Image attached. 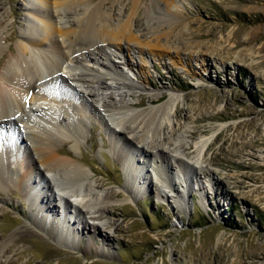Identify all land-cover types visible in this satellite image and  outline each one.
Listing matches in <instances>:
<instances>
[{
    "label": "rangeland",
    "instance_id": "rangeland-1",
    "mask_svg": "<svg viewBox=\"0 0 264 264\" xmlns=\"http://www.w3.org/2000/svg\"><path fill=\"white\" fill-rule=\"evenodd\" d=\"M27 1L0 0V64L13 59L11 49L17 51L25 44L22 36L33 33L30 23L43 24L28 10L37 7ZM151 1L140 0L136 13L140 27ZM157 1L162 5L166 0ZM177 2L179 25L171 33L170 43L179 48L178 58L172 62L150 55L145 58L134 50L126 56L134 66L131 72L114 59L117 51L109 50L123 76L137 87L133 95L125 88L110 92L126 94V101L137 106L132 112L155 108L170 93L178 95V135L185 141L177 142L212 137L201 163L194 164L196 152L190 146L183 159L195 166L175 175L176 167L171 164L172 188L158 183L153 174L152 183L144 179L147 162L139 178L135 172L139 165L120 156L124 139L118 135L119 128L84 96L93 108L88 106L79 115L81 128L74 133L76 140L68 139L58 148L89 173L99 191L116 192L105 221L114 222L118 230L115 226L107 229L103 222L102 233L111 240L103 244L99 234L72 224L73 218L70 227L58 223L63 216L58 209L49 213L43 224L37 192L45 191L44 184L28 192L0 184V248L10 246L0 255L3 264H264V0ZM129 6V0L107 4L116 13ZM251 47L261 52L255 60L241 52ZM163 52L177 51L166 48ZM180 60L188 66H181ZM202 60L212 65L211 78L206 81L200 79L201 74L206 75ZM104 81L112 83L108 76ZM75 88L80 94L83 91ZM151 93H162L165 99L151 105ZM55 95L63 97L64 93ZM75 99L72 103L84 106L82 98ZM140 101L142 105L137 104ZM65 106L74 128L73 110ZM220 125L224 128L216 130ZM13 139H8L11 152L16 146ZM167 145L166 151L172 148ZM131 148L139 149V145L132 143ZM183 175H188V182ZM133 179L138 186L135 190ZM196 180L205 186L204 194L198 191ZM157 190L164 191L166 197L160 199ZM50 199L59 198L53 194ZM64 210L76 216L72 208ZM66 235L71 243L65 245L62 238Z\"/></svg>",
    "mask_w": 264,
    "mask_h": 264
},
{
    "label": "bare ground",
    "instance_id": "bare-ground-1",
    "mask_svg": "<svg viewBox=\"0 0 264 264\" xmlns=\"http://www.w3.org/2000/svg\"><path fill=\"white\" fill-rule=\"evenodd\" d=\"M116 1L101 0L94 4L93 0H28L30 6L37 7L34 8L36 10L32 7L28 10L34 12L43 24L30 23L33 33L28 31L22 36L25 44L17 51L11 49L13 59L0 64V184L14 185L20 192H28L29 188L33 191L44 184L45 191L41 189L37 192L41 205L40 221L45 224L49 213H56L58 209L63 215L62 220H57L58 223L68 226L73 218L72 224L80 226L81 231L99 234L103 244L111 240L110 236L102 233V223L106 222L104 226L107 229L114 228V222L105 220L111 214L112 199L118 195L112 190L99 191V186L90 181L89 173L58 148L68 139L76 140L74 133L78 134L81 128L79 115L84 108H93L84 96L107 113L114 126L119 128L118 135L124 139L122 143L117 140L124 146L120 156L139 165L135 166L139 178L143 177L147 162L144 179H149L150 183L153 174L158 183L172 188L171 164L176 167L175 175L194 168V164L201 163L212 138L178 143L183 139L185 141V138L181 140L183 135H178L179 97L174 93H170L169 98L155 108L132 112L130 110L137 106L126 101V94L110 92L125 88L133 95L137 87L123 76L119 65L112 61L109 50L117 51L114 59H118L119 64L131 72L134 66L126 56L134 50L145 58L150 55L158 60L167 58L171 62L180 55L179 48L170 43L173 37L171 33L179 25L176 20L180 8L177 0H166L162 5L157 0L151 1L144 13L143 27H140V20L136 16L140 0H129V8L117 13L115 9L107 7L108 3ZM39 6L46 8V11L38 10L41 9ZM166 48L177 52H163ZM258 49L251 47L241 52H246L251 60H255L261 55ZM180 62L181 66H188ZM201 63L206 75L201 74L200 79L206 81L211 78L212 65L204 60ZM107 76L112 81L110 85L104 81ZM121 76L123 79H120ZM75 86L83 89L81 94ZM59 91L64 93L63 97L55 95ZM75 98H82L84 106L72 103ZM164 99L162 93H151L149 103L158 104ZM141 101L137 104L142 105ZM65 105L73 110L72 117L77 120L74 128ZM223 128L224 125H220L216 130ZM188 133L191 136L190 130ZM10 137L14 138L16 145L13 152L9 149ZM132 143L139 145V149L131 148ZM167 144L172 146L168 151L165 150ZM190 146L196 152L195 162L191 166L183 159ZM90 173L93 174V171ZM183 177L188 182V175ZM134 183L135 179L131 180L135 190L138 186ZM195 183L198 191L204 194L205 186L198 180ZM176 193L183 200V195ZM53 194L59 199L52 201L50 196ZM157 194L160 199L166 197L164 191L157 190ZM66 207L72 208L76 216L65 211ZM80 216L92 223L82 221ZM115 229L118 230V226ZM22 239L17 237V240ZM62 240L65 245L66 242L71 243L67 235ZM8 250L9 245L1 247L0 255ZM0 264H3L1 260Z\"/></svg>",
    "mask_w": 264,
    "mask_h": 264
}]
</instances>
